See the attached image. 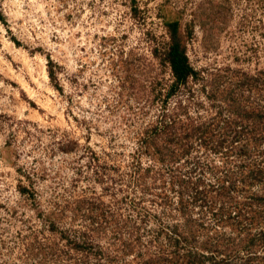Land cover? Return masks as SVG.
Here are the masks:
<instances>
[{
	"label": "rangeland",
	"instance_id": "rangeland-1",
	"mask_svg": "<svg viewBox=\"0 0 264 264\" xmlns=\"http://www.w3.org/2000/svg\"><path fill=\"white\" fill-rule=\"evenodd\" d=\"M174 22L195 75L177 92L163 60ZM162 112L212 130L264 118V0H0V264H264L256 152L214 155L192 140L173 165L189 184L194 166L202 186L235 182L233 198L260 215L248 233L189 198L186 222L177 195L142 199L153 153L142 143ZM176 237L189 246L173 249Z\"/></svg>",
	"mask_w": 264,
	"mask_h": 264
},
{
	"label": "trees",
	"instance_id": "trees-1",
	"mask_svg": "<svg viewBox=\"0 0 264 264\" xmlns=\"http://www.w3.org/2000/svg\"><path fill=\"white\" fill-rule=\"evenodd\" d=\"M166 34L168 41L164 47V62L168 64L171 70L173 82L170 86L171 91H178L179 89L185 88L186 84L191 78H194V72L188 58L185 53V45L183 43L181 34L179 33V25L177 22L166 23ZM47 73L51 84L54 88L61 92V88L57 82V66L47 58ZM263 120V121H261ZM253 123L247 127L236 126L233 123L228 125L217 126L214 130L212 128H202V126H195L192 124H181L178 118L170 119L167 118L166 113L162 112L161 120L158 121V125L151 136H146L143 139L144 152L150 153L152 164L144 169V173L140 178V192L142 199L148 195H152L153 198L157 199L163 196L161 200H167L166 191L168 193L175 194L179 197V207L176 208L177 215L183 219L184 222L188 216L187 203H184V198H189L190 206H198L210 213L211 217L215 219L221 225H227L229 221L230 225L245 224L248 229H245V233L250 231V228L254 227L260 215L255 211H251L252 203H240V201L233 198L232 194L236 193V183L225 178L216 179L215 185H203V176L205 172L196 166L193 168L192 173H196V169L199 173L198 178L193 183H188L185 179H180L174 172L173 165L180 160L181 157H188L191 154L193 148L189 143L192 140H196L197 147L204 149L208 153L214 155L234 153L239 158L245 157L248 151L256 152L258 156L264 162V118L259 120L256 116V120H251ZM212 130V133H211ZM74 144V143H72ZM70 142L64 144L63 148L68 152ZM166 167L165 170L168 174V181L164 183L162 181L163 175L159 172H155L154 169L157 167ZM257 168V167H256ZM258 171L261 175H264V167ZM153 170V174H151ZM173 170V171H172ZM151 175V176H150ZM241 175V174H240ZM253 175V174H252ZM255 176V175H253ZM251 176L250 179H255ZM157 177L159 179H157ZM186 178L190 179L188 175ZM161 182V194H151V188L148 187L149 181ZM243 182V180L241 181ZM203 187V188H201ZM201 188V189H200ZM153 192V191H152ZM170 200L165 201V205H170ZM187 202V201H186ZM189 205V204H188ZM249 206V212L247 215H242L241 210ZM218 207V209H216ZM234 214V215H232ZM264 215V213H263ZM264 218V217H263ZM229 226V225H228ZM178 227L173 228V233L178 231ZM184 233L190 234L191 231L187 229V224L182 225ZM173 233H171L173 235ZM176 234V233H175ZM171 247L173 249L187 248L188 242L183 238L176 237ZM183 242V243H181ZM180 246V247H179ZM194 246L188 247L194 249Z\"/></svg>",
	"mask_w": 264,
	"mask_h": 264
}]
</instances>
